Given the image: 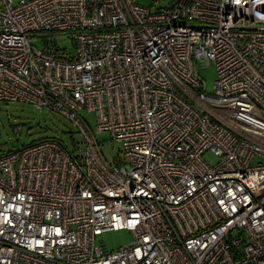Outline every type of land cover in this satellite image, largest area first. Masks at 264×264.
I'll return each mask as SVG.
<instances>
[{"label":"built area","instance_id":"built-area-1","mask_svg":"<svg viewBox=\"0 0 264 264\" xmlns=\"http://www.w3.org/2000/svg\"><path fill=\"white\" fill-rule=\"evenodd\" d=\"M9 102L76 134L0 156V264H264V0H0Z\"/></svg>","mask_w":264,"mask_h":264},{"label":"rangeland","instance_id":"rangeland-1","mask_svg":"<svg viewBox=\"0 0 264 264\" xmlns=\"http://www.w3.org/2000/svg\"><path fill=\"white\" fill-rule=\"evenodd\" d=\"M17 1V0H15ZM173 0H135V3L142 7L160 8L168 6ZM56 48L65 50L68 53L74 51L70 36L66 34L53 35L49 37ZM37 47L39 43L35 44ZM197 70L205 82V91L213 94L214 83L216 80V69L213 62L205 69ZM88 118V123L95 132V116L86 111L80 112ZM75 127L71 121L61 115L49 111L46 108H34L17 102L0 103V156L9 152L16 151L31 144L53 140L71 147V138L75 136ZM102 141L101 152L105 160L116 163L123 158L121 144L108 141L106 134H96ZM203 160L210 166L217 163V158L211 154L203 155ZM261 161L255 157L253 164ZM97 245L102 242L106 245L107 251L113 253L132 242V235L128 230L108 232L97 237Z\"/></svg>","mask_w":264,"mask_h":264},{"label":"trees","instance_id":"trees-1","mask_svg":"<svg viewBox=\"0 0 264 264\" xmlns=\"http://www.w3.org/2000/svg\"><path fill=\"white\" fill-rule=\"evenodd\" d=\"M10 153V152H9ZM2 156V155H1Z\"/></svg>","mask_w":264,"mask_h":264}]
</instances>
